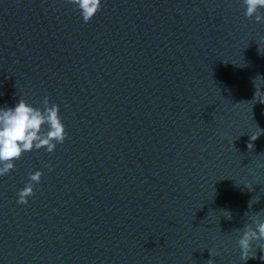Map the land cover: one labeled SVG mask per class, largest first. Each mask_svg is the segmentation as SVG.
<instances>
[{
	"label": "water",
	"instance_id": "1",
	"mask_svg": "<svg viewBox=\"0 0 264 264\" xmlns=\"http://www.w3.org/2000/svg\"><path fill=\"white\" fill-rule=\"evenodd\" d=\"M244 11L0 0V106L47 96L67 132L0 177V264H264L237 243L264 217V21Z\"/></svg>",
	"mask_w": 264,
	"mask_h": 264
},
{
	"label": "clouds",
	"instance_id": "2",
	"mask_svg": "<svg viewBox=\"0 0 264 264\" xmlns=\"http://www.w3.org/2000/svg\"><path fill=\"white\" fill-rule=\"evenodd\" d=\"M68 2L79 11L84 22L90 21L103 5V0ZM241 3L246 17H254L257 22L264 21V14L260 12L264 9V0H241ZM256 127L259 129V135L264 132V129ZM259 135H255L252 140L257 139ZM66 136L59 105L50 104L47 96L43 99V109L33 106L22 97L12 106H0V177L7 175L15 167V160L23 152L39 150L42 147L47 152H53L58 143L64 142ZM42 174L40 169L29 172L28 182L18 191V202H27V197L34 193L35 185L40 182ZM255 201H249V208ZM260 213L261 211L250 217V224H244L237 240L241 258L244 260L250 253H255L256 245L264 249V217ZM210 253L213 255L211 250ZM209 264H213V261L209 260Z\"/></svg>",
	"mask_w": 264,
	"mask_h": 264
}]
</instances>
